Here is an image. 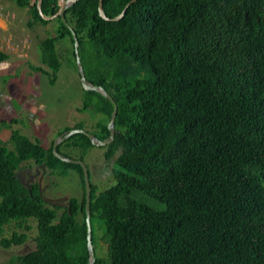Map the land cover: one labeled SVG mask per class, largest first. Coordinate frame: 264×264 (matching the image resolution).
Listing matches in <instances>:
<instances>
[{
  "label": "trees",
  "instance_id": "1",
  "mask_svg": "<svg viewBox=\"0 0 264 264\" xmlns=\"http://www.w3.org/2000/svg\"><path fill=\"white\" fill-rule=\"evenodd\" d=\"M13 1L49 22L37 0ZM98 1L66 8L65 21L55 18L57 34L41 46L53 83L56 42L69 37L75 58L72 28L86 79L117 105L105 153L115 156L114 183L103 191L91 184L93 248L96 221L107 247L106 257L94 248V264H264V0H137L119 20L100 17ZM130 1L103 0L105 14L119 15ZM41 7L53 15L59 0ZM8 57L0 50V64ZM84 93L82 108L103 115V140L113 102ZM8 142L0 140V245L23 244L31 219L37 235L32 251L5 264H88L81 166L18 130ZM63 145L94 146L82 133L58 152ZM28 161L53 176L76 170L81 199L61 208L44 200L36 182L24 186L16 175Z\"/></svg>",
  "mask_w": 264,
  "mask_h": 264
},
{
  "label": "rangeland",
  "instance_id": "2",
  "mask_svg": "<svg viewBox=\"0 0 264 264\" xmlns=\"http://www.w3.org/2000/svg\"><path fill=\"white\" fill-rule=\"evenodd\" d=\"M0 12L8 16V31L0 32V50L9 55L0 64V119L8 125L0 127V140L10 147V132L18 130L49 148L59 135L70 129H83L100 136L99 125L103 115L93 107L82 108L85 90L80 82L70 38L56 42L60 67L53 83V72L42 61V42L57 34L59 21L53 19L42 23L35 20L31 10L17 6L13 0H0ZM85 69L87 73L86 66ZM106 147L91 146L81 150L63 145L59 152L82 160L88 169L91 184L98 191H103L114 183L112 170L115 156L106 160ZM41 187L47 199L80 200L83 192L76 170L69 171L64 177L53 176L47 171ZM29 224L31 229L25 231L27 239L23 244L9 248L0 245V264L35 248L36 222L31 219ZM13 229V225L6 226L4 236L9 237ZM93 231L95 253L106 257L107 247L101 239L104 235L101 221L93 223Z\"/></svg>",
  "mask_w": 264,
  "mask_h": 264
},
{
  "label": "water",
  "instance_id": "3",
  "mask_svg": "<svg viewBox=\"0 0 264 264\" xmlns=\"http://www.w3.org/2000/svg\"><path fill=\"white\" fill-rule=\"evenodd\" d=\"M76 1H78V0H59V8L56 11V13H54L53 15H45L43 13L42 7H41L42 0H37L36 7H37L39 15L45 20H52V19H55L57 17H60L63 21H65L64 11L66 10V8L73 5ZM135 1H137V0H131L130 2H128L119 15H117L113 18H110L105 14V11L103 8V0H99L98 1V13H99L100 17H102L105 20H119L124 16L125 11L130 6V4L134 3ZM70 30L72 31V35H73V39H74L75 61H76V65H77V69H78V73H79V77H80V82H81L83 89L96 91V92L100 93L101 95H103L107 99L111 100L113 102V105H114L113 110H112L111 115H110L108 125H107L108 130H109V135L105 139L100 140L95 135H93L89 132H86L83 129L75 128V129H70V130L62 133L61 135H59L52 145V153L56 158L60 159L61 161L66 162V163L78 164L82 168L83 179H84V183H85V215H86V225H87L88 264H94L95 254H94V248H93V244H92V240H91L92 229H91V223H90L91 182L89 179V172H88V169H87L85 163L82 160L73 159L71 157L63 155L62 153L58 152L57 147L60 143H62L63 141L68 139L70 136H72L73 134H76V133H82V134L86 135V137L90 140L91 144L94 146H106V145L110 144L114 140V135H115L114 123H115V117H116V113H117V105L113 101L111 95L102 86L94 85L86 79L85 72H84V69H83V66H82V63L80 60V56H79V51H78L79 42H78L76 34L72 30V28H70ZM42 166L44 167V165H42ZM16 176H17L18 180L24 186L29 188V186H30L29 180L24 181L23 175L20 172L17 173ZM47 201L53 205L67 206L68 209L70 208V205H71V202L69 200H67L66 198L48 199Z\"/></svg>",
  "mask_w": 264,
  "mask_h": 264
},
{
  "label": "flooded vegetation",
  "instance_id": "4",
  "mask_svg": "<svg viewBox=\"0 0 264 264\" xmlns=\"http://www.w3.org/2000/svg\"><path fill=\"white\" fill-rule=\"evenodd\" d=\"M42 165H44V163L38 164L34 161H28L23 165L22 169L19 170L18 173L20 172L23 175L24 181L29 180L30 184L36 182L39 186L40 193L43 195L44 189L41 187V184L47 174L48 169L45 167V165L44 167ZM44 200L47 201L48 199L44 197ZM59 207L65 208L67 206Z\"/></svg>",
  "mask_w": 264,
  "mask_h": 264
},
{
  "label": "crops",
  "instance_id": "5",
  "mask_svg": "<svg viewBox=\"0 0 264 264\" xmlns=\"http://www.w3.org/2000/svg\"><path fill=\"white\" fill-rule=\"evenodd\" d=\"M2 16H4V14L0 12V32H6L8 31V25H7L8 16H4V18Z\"/></svg>",
  "mask_w": 264,
  "mask_h": 264
}]
</instances>
